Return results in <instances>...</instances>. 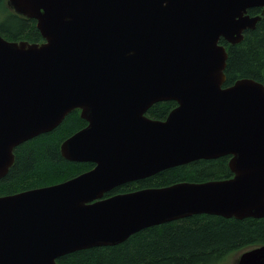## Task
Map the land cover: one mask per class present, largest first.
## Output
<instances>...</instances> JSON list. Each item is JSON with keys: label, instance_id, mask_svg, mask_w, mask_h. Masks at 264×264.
<instances>
[{"label": "water", "instance_id": "1", "mask_svg": "<svg viewBox=\"0 0 264 264\" xmlns=\"http://www.w3.org/2000/svg\"><path fill=\"white\" fill-rule=\"evenodd\" d=\"M44 41L0 33V177L22 142L74 109L87 124L62 155L94 166L65 181L0 195V264H58L197 213L264 217V84L224 87L228 50L264 16V0H8ZM252 7L261 13L250 15ZM177 102L166 119L146 112ZM230 155L233 176L105 197L126 182ZM236 264H264V244Z\"/></svg>", "mask_w": 264, "mask_h": 264}, {"label": "trees", "instance_id": "2", "mask_svg": "<svg viewBox=\"0 0 264 264\" xmlns=\"http://www.w3.org/2000/svg\"><path fill=\"white\" fill-rule=\"evenodd\" d=\"M261 10V7H252L248 13L258 15ZM0 33L9 40L44 41L36 19L17 13L9 6L8 0H0ZM220 42L228 50L224 87L244 77L264 84V16L255 28L245 30L240 42L229 44L223 38ZM176 105L174 100L159 101L146 114L163 120ZM86 124L80 109H74L51 131L19 144L14 150L13 165L5 176L0 177V195L56 184L91 169L93 162L72 161L61 153L62 142ZM230 158V155H225L215 159H197L170 167L121 184L104 196L184 181L230 178L233 176ZM260 244H264V217L236 218L197 213L143 228L118 244L67 253L57 258V263L226 264L234 253Z\"/></svg>", "mask_w": 264, "mask_h": 264}, {"label": "rangeland", "instance_id": "3", "mask_svg": "<svg viewBox=\"0 0 264 264\" xmlns=\"http://www.w3.org/2000/svg\"><path fill=\"white\" fill-rule=\"evenodd\" d=\"M243 250L237 252L236 254L234 253L233 255H231L228 260L226 261V264H236V260L239 256V254L242 252Z\"/></svg>", "mask_w": 264, "mask_h": 264}]
</instances>
